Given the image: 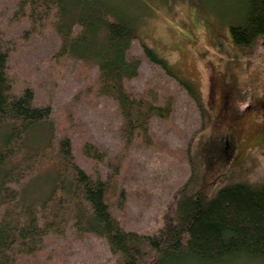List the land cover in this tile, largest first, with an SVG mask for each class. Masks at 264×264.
I'll return each mask as SVG.
<instances>
[{"label":"rangeland","instance_id":"rangeland-1","mask_svg":"<svg viewBox=\"0 0 264 264\" xmlns=\"http://www.w3.org/2000/svg\"><path fill=\"white\" fill-rule=\"evenodd\" d=\"M87 1L100 3L112 13L111 19L120 16L135 31L130 55L142 65L139 76L127 83L129 90L146 103L168 102L173 109L168 118L152 120L149 144L137 138L127 147L116 101L99 92L96 64L56 55L61 39L52 19L47 26L31 25L15 17L16 0H0V30L11 46L16 88L33 87L37 103L53 109L51 119L30 137L29 152L40 155L50 149L52 139L56 145L69 137L76 161L93 177L106 178L108 166L118 164L110 203L127 229L143 232L161 225L194 175L198 184L213 179L215 189L233 181L264 182V36L244 47L234 44L230 35V26L243 21V0ZM79 31L76 26L74 33ZM144 44L172 73L145 56ZM8 130H0V146ZM87 142L107 151V157L101 162L88 158ZM56 171L57 165L39 174L25 200L43 198ZM119 201L122 209L116 207ZM47 244L18 264L114 262L103 239L78 235L74 228ZM218 264L264 262L240 258Z\"/></svg>","mask_w":264,"mask_h":264},{"label":"trees","instance_id":"trees-1","mask_svg":"<svg viewBox=\"0 0 264 264\" xmlns=\"http://www.w3.org/2000/svg\"><path fill=\"white\" fill-rule=\"evenodd\" d=\"M16 3L15 17L31 25L47 26L52 19L61 39L56 55L96 64L99 92L116 101L127 147L137 138L149 144L152 120L168 118L173 107L168 102L146 103L129 90L127 83L139 76L142 65L140 58L130 55L136 39L131 25L120 16L111 19L112 13L96 1ZM71 4L75 9L69 10ZM243 6V21L230 26V35L234 44L248 47L264 36V0H243ZM76 26L78 33H74ZM143 48L151 62L172 73L151 47L144 44ZM11 54L0 30V130L9 128L0 146V264H18L23 257L36 256L47 241L63 236L68 228L81 236L103 239L112 264H218L240 258L264 262V182L233 181L215 189L213 179L198 184L194 175L181 188L161 225L143 232L127 229L110 203L118 164L108 166L106 178L93 177L76 161L69 137L56 145L52 139L50 149L33 156L27 143L51 119L53 109L37 103L33 87L16 88L10 73ZM183 85L191 90L188 83ZM84 154L96 162L108 155L92 142L84 145ZM204 156L208 161L206 152ZM55 165L46 195L37 202L26 201L28 186ZM116 207L122 209V201Z\"/></svg>","mask_w":264,"mask_h":264}]
</instances>
